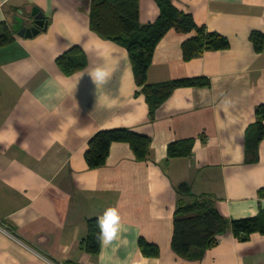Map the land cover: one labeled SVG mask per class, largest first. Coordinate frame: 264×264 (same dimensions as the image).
<instances>
[{
    "label": "crops",
    "instance_id": "crops-1",
    "mask_svg": "<svg viewBox=\"0 0 264 264\" xmlns=\"http://www.w3.org/2000/svg\"><path fill=\"white\" fill-rule=\"evenodd\" d=\"M172 1L230 47L186 61L182 46L197 31L171 29L155 49L149 83L207 78L210 87L176 89L152 111L128 51L90 27L91 0H0V24L14 37L0 48V221L28 245L0 230V264H52L45 256L58 264H264L258 233L239 239L228 230L198 259L172 249L181 201L205 198L228 221L264 210V139L248 138L264 105V50L251 40L264 33V0ZM138 2L140 24L155 22L157 0ZM35 7L48 29L19 37L15 18L31 26ZM75 47L86 67L66 75L57 59ZM110 129L151 138L150 157L138 161L129 144L115 142L106 165L90 169L89 142ZM189 139V157L168 158L170 144ZM182 184L190 195L180 194ZM109 207L119 211L127 244L100 242L92 255L84 248L89 221ZM140 238L159 256H145Z\"/></svg>",
    "mask_w": 264,
    "mask_h": 264
},
{
    "label": "trees",
    "instance_id": "trees-1",
    "mask_svg": "<svg viewBox=\"0 0 264 264\" xmlns=\"http://www.w3.org/2000/svg\"><path fill=\"white\" fill-rule=\"evenodd\" d=\"M160 14L150 24L141 25L139 21L138 0H91L90 27L100 37L124 47L130 57L136 84L141 88L153 111L179 88H207V78H187L154 86L148 81V71L157 45L171 30L183 33L197 31V37L186 41L182 48L184 59L192 60L205 51L226 50L230 47L228 39L218 33L208 32L198 27L192 15L178 10L172 0H157ZM0 48L11 44L14 37L6 23L0 24ZM251 40L257 53L264 50V33L254 31ZM57 64L66 75H73L86 67V59L81 48L75 47L57 59ZM257 123L248 132L253 144L264 139V105L256 109ZM255 129V131H253ZM130 145L136 160L145 161L151 154L152 140L148 136L127 129L102 130L96 133L89 142L85 160L90 169L106 165L113 143ZM194 139L172 143L168 146V158L189 157L192 154ZM253 145V148L255 147ZM179 192L190 195V187L182 184ZM89 235L84 248L92 255L100 252V240L97 238L100 228L96 220L89 221ZM231 230L239 239H246L253 234L264 235V210L257 216L228 221L205 198H196L191 203L181 201L174 218V235L172 249L185 259H198L219 240V236ZM142 253L148 257H158L160 250L156 245L143 238L139 240ZM51 259V258H50ZM53 260V259H52ZM54 261V260H53ZM66 264V263H65Z\"/></svg>",
    "mask_w": 264,
    "mask_h": 264
},
{
    "label": "clouds",
    "instance_id": "clouds-1",
    "mask_svg": "<svg viewBox=\"0 0 264 264\" xmlns=\"http://www.w3.org/2000/svg\"><path fill=\"white\" fill-rule=\"evenodd\" d=\"M96 74L101 78L105 76V72L102 69H97ZM120 221L121 216L116 207H109L98 219L97 222L100 232L97 238L101 241L102 245L108 246L115 240H120L121 243L127 244V241L122 238V234L127 231V229Z\"/></svg>",
    "mask_w": 264,
    "mask_h": 264
},
{
    "label": "water",
    "instance_id": "water-1",
    "mask_svg": "<svg viewBox=\"0 0 264 264\" xmlns=\"http://www.w3.org/2000/svg\"><path fill=\"white\" fill-rule=\"evenodd\" d=\"M29 15L33 18L31 26L26 24L22 17L15 18V24L12 28L15 34L19 37L31 38L39 32L46 31L48 29V21H46L45 15L40 9L36 7L33 8Z\"/></svg>",
    "mask_w": 264,
    "mask_h": 264
},
{
    "label": "built area",
    "instance_id": "built-area-1",
    "mask_svg": "<svg viewBox=\"0 0 264 264\" xmlns=\"http://www.w3.org/2000/svg\"><path fill=\"white\" fill-rule=\"evenodd\" d=\"M0 230L3 231L4 233H6L7 235H9L10 237L14 238L15 240H17L18 242H22L23 245H26V244H25L20 238H18V237L16 236L14 230H13L10 226L4 224V223L1 222V221H0ZM26 247H28V245H26ZM45 257H46L47 260H48L49 262H51L52 264H58V263H56L55 261H53L52 259H50L49 257H47V256H45Z\"/></svg>",
    "mask_w": 264,
    "mask_h": 264
}]
</instances>
